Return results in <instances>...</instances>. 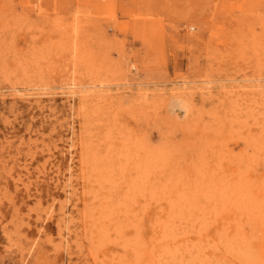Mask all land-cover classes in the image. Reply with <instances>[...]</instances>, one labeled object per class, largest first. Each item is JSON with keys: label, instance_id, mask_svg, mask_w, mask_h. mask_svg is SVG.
<instances>
[{"label": "rangeland", "instance_id": "obj_1", "mask_svg": "<svg viewBox=\"0 0 264 264\" xmlns=\"http://www.w3.org/2000/svg\"><path fill=\"white\" fill-rule=\"evenodd\" d=\"M0 264H264V0H0Z\"/></svg>", "mask_w": 264, "mask_h": 264}]
</instances>
